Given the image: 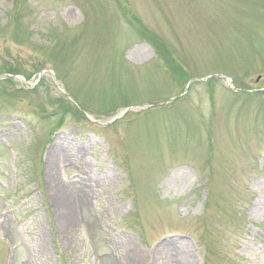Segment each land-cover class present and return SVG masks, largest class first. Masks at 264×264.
<instances>
[{"label":"rangeland","instance_id":"1","mask_svg":"<svg viewBox=\"0 0 264 264\" xmlns=\"http://www.w3.org/2000/svg\"><path fill=\"white\" fill-rule=\"evenodd\" d=\"M0 264H264V0H0Z\"/></svg>","mask_w":264,"mask_h":264},{"label":"bare ground","instance_id":"2","mask_svg":"<svg viewBox=\"0 0 264 264\" xmlns=\"http://www.w3.org/2000/svg\"><path fill=\"white\" fill-rule=\"evenodd\" d=\"M52 166V164H51ZM56 204V211L60 216V222L69 225L73 221L71 212L73 211V202H71V196L64 194L62 191L56 193L53 197Z\"/></svg>","mask_w":264,"mask_h":264},{"label":"water","instance_id":"3","mask_svg":"<svg viewBox=\"0 0 264 264\" xmlns=\"http://www.w3.org/2000/svg\"><path fill=\"white\" fill-rule=\"evenodd\" d=\"M152 105H153V104H152ZM117 118H118V117L114 118V120L117 119Z\"/></svg>","mask_w":264,"mask_h":264}]
</instances>
